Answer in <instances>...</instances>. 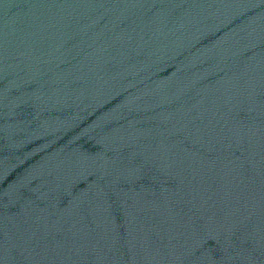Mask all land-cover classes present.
I'll list each match as a JSON object with an SVG mask.
<instances>
[{
	"label": "water",
	"instance_id": "water-1",
	"mask_svg": "<svg viewBox=\"0 0 264 264\" xmlns=\"http://www.w3.org/2000/svg\"><path fill=\"white\" fill-rule=\"evenodd\" d=\"M0 264H264V0H0Z\"/></svg>",
	"mask_w": 264,
	"mask_h": 264
}]
</instances>
